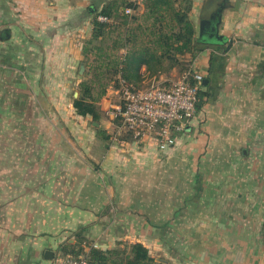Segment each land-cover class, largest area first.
Listing matches in <instances>:
<instances>
[{
	"label": "crops",
	"instance_id": "0c3cea01",
	"mask_svg": "<svg viewBox=\"0 0 264 264\" xmlns=\"http://www.w3.org/2000/svg\"><path fill=\"white\" fill-rule=\"evenodd\" d=\"M104 1L0 0V264H53L76 232L164 264H264V0H192L202 46L185 60L207 82L165 151L75 111L88 6Z\"/></svg>",
	"mask_w": 264,
	"mask_h": 264
},
{
	"label": "trees",
	"instance_id": "16d2710c",
	"mask_svg": "<svg viewBox=\"0 0 264 264\" xmlns=\"http://www.w3.org/2000/svg\"><path fill=\"white\" fill-rule=\"evenodd\" d=\"M142 4L140 12L137 11L139 3L131 0H105L101 4L92 2L88 6L91 32L82 46L84 64L91 54L95 56L89 65L90 77L81 78L77 84L78 95L73 98L77 114L100 122L106 114L99 101L107 94L109 87H119V77L138 84L145 77L158 75L167 68L180 65L181 69L185 56L193 57L201 50L202 43L195 35L190 18L192 0H142ZM126 7L134 11L125 13ZM98 15H104L108 20L101 21ZM140 19L142 22H137ZM132 23H136L135 26ZM120 28L122 30L117 32L118 37L113 41L117 53L110 54L101 43L106 36ZM140 35L146 40L138 45ZM120 48H125V51L118 53ZM200 95H203L201 90ZM200 104L199 100L196 108ZM97 132L103 130L97 128ZM117 138L121 139L122 136L118 135ZM80 234L75 233L73 242L65 241L60 251L72 255L87 251V264H164L152 256L141 242L120 240L113 247L104 249L92 246Z\"/></svg>",
	"mask_w": 264,
	"mask_h": 264
},
{
	"label": "built area",
	"instance_id": "2783aa9c",
	"mask_svg": "<svg viewBox=\"0 0 264 264\" xmlns=\"http://www.w3.org/2000/svg\"><path fill=\"white\" fill-rule=\"evenodd\" d=\"M133 11L124 8L125 13ZM97 18L108 20L104 15ZM202 81V73L190 66L176 77L152 75L138 84L119 77L116 99L104 109L107 117L116 122L115 136H130L160 151L173 147L177 136L191 124ZM53 264H87V251L79 255L60 251Z\"/></svg>",
	"mask_w": 264,
	"mask_h": 264
},
{
	"label": "rangeland",
	"instance_id": "374dc122",
	"mask_svg": "<svg viewBox=\"0 0 264 264\" xmlns=\"http://www.w3.org/2000/svg\"><path fill=\"white\" fill-rule=\"evenodd\" d=\"M138 3H139V8L137 9V11L138 12H140L142 9H143V7H142V0H138ZM87 16H89V13H88V15ZM137 22H142L141 21V19L139 20V21H137ZM135 24L136 23H132L131 25L132 26H135ZM122 30V28H120V29H118V30H115L114 32H112L110 35H108V36H106L105 37V39L103 40V42L101 43L102 44V47L104 48V50L105 51H107L108 53H110V54H116L117 53V51H116V49L113 47V41H114V39H116L118 36H117V32L118 31H121ZM122 35V34H121ZM144 40H146L145 38H144V36L143 35H140V37L138 38V41H137V44L138 45H140L141 43H144ZM122 51H125V48H120L119 50H118V53H123ZM94 56H95V54H91L88 58H87V61H86V63L84 64V58L82 59V65H83V68L81 69V73H80V75L82 76L81 78H83V77H85V78H89L90 77V72H89V70H90V62L92 63V59L94 58ZM183 63H184V65L182 66V68L180 69V65H177V66H175V67H173V68H167L165 71H163V72H165L166 73V75L167 76H169V77H176V76H178L180 73H182L187 67H188V60H184L183 61ZM143 68V67H142ZM80 78V79H81ZM74 88H76V91H77V87L76 86H74ZM99 88V86H97V89ZM111 88L109 87L108 88V91L110 90ZM111 94V93H110ZM78 95V94H77ZM71 96L70 95H68V98H70ZM102 100V98L100 99V101ZM99 101V102H100ZM102 106H103V103L101 104ZM108 119L110 120V118L108 117ZM106 120V119H105ZM89 124H88V129L89 130H91L90 132H93V128H94V126L90 123V122H88ZM95 125H97L96 123H95ZM3 127L2 126H0V149H2L1 147V136H2V134H3ZM2 154H1V152H0V182L2 181Z\"/></svg>",
	"mask_w": 264,
	"mask_h": 264
},
{
	"label": "water",
	"instance_id": "95a60500",
	"mask_svg": "<svg viewBox=\"0 0 264 264\" xmlns=\"http://www.w3.org/2000/svg\"><path fill=\"white\" fill-rule=\"evenodd\" d=\"M218 27V21L217 22H213L212 24H211V26H210V31H212V35L214 36V39L215 40H219V39H221L222 37L220 36V35H218V31H217V28ZM202 30V29H201ZM200 30V31H201ZM201 35H202V33H201ZM212 35H209V37L210 36H212ZM214 39H210V38H206V40H208V41H213ZM214 40V41H215ZM83 68V65H81L80 66V69H82ZM203 83H206L207 82V79H203V81H202ZM77 92H75V96H77ZM45 256L46 257H49V258H51L53 255H52V251H50V250H46L45 251Z\"/></svg>",
	"mask_w": 264,
	"mask_h": 264
},
{
	"label": "flooded vegetation",
	"instance_id": "af4514ba",
	"mask_svg": "<svg viewBox=\"0 0 264 264\" xmlns=\"http://www.w3.org/2000/svg\"><path fill=\"white\" fill-rule=\"evenodd\" d=\"M200 32V36L201 37H203V39L206 41V38H212V39H214V36L212 35L213 33H212V31H210V28L209 29H202L201 31H199ZM201 33H202V35H201ZM209 35H212V36H210L209 37ZM215 40V39H214Z\"/></svg>",
	"mask_w": 264,
	"mask_h": 264
}]
</instances>
